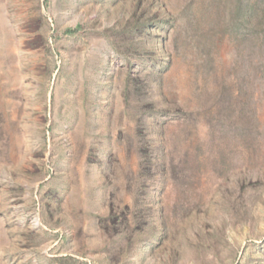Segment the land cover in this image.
<instances>
[{
	"label": "rangeland",
	"instance_id": "obj_1",
	"mask_svg": "<svg viewBox=\"0 0 264 264\" xmlns=\"http://www.w3.org/2000/svg\"><path fill=\"white\" fill-rule=\"evenodd\" d=\"M205 1L0 0V264H264V0Z\"/></svg>",
	"mask_w": 264,
	"mask_h": 264
},
{
	"label": "trees",
	"instance_id": "obj_2",
	"mask_svg": "<svg viewBox=\"0 0 264 264\" xmlns=\"http://www.w3.org/2000/svg\"><path fill=\"white\" fill-rule=\"evenodd\" d=\"M254 2V1H253ZM226 0H206L204 3V9L206 12L204 13H208V17L207 19H209V26H212L213 28H215V22H217V20L221 17H217L218 14L223 16V19H225V15H223V13H225L226 11ZM194 9H196V6L193 7ZM249 11L251 12V16L249 18H247V22L249 23V26H251L252 28L254 27V23L259 19V17H257L256 15L259 14V12H257V8H256V4H251L249 7ZM198 11H201V7H197ZM222 11H224L222 13ZM219 15V16H220ZM225 21V20H224ZM223 21V22H224ZM264 22V21H259L257 22L258 25L259 23ZM198 25H202V23L199 21Z\"/></svg>",
	"mask_w": 264,
	"mask_h": 264
}]
</instances>
